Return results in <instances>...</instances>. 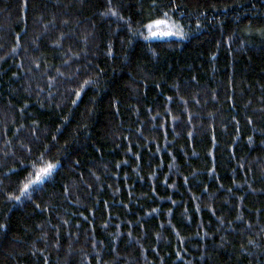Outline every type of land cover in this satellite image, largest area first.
I'll return each mask as SVG.
<instances>
[{"label": "trees", "instance_id": "1", "mask_svg": "<svg viewBox=\"0 0 264 264\" xmlns=\"http://www.w3.org/2000/svg\"><path fill=\"white\" fill-rule=\"evenodd\" d=\"M0 264H264V0H0Z\"/></svg>", "mask_w": 264, "mask_h": 264}, {"label": "snow or ice", "instance_id": "2", "mask_svg": "<svg viewBox=\"0 0 264 264\" xmlns=\"http://www.w3.org/2000/svg\"><path fill=\"white\" fill-rule=\"evenodd\" d=\"M112 15H116L115 12H111ZM167 16V13L164 14ZM160 25H165L167 27L166 31H156L155 29L159 27ZM148 29L149 35L145 36L144 39L148 40L151 38H159L163 36H177L180 38L184 37V33L176 29L175 31L172 30V27L174 26H167V21L164 20H156L151 24H148L145 26ZM57 167L55 163H48L46 167H43L39 170L38 173H36L35 180H29L27 184L24 185L23 189L21 190V195H24L28 192L30 185H35L42 183L45 177L51 174V172ZM15 199L19 200L20 197H15Z\"/></svg>", "mask_w": 264, "mask_h": 264}]
</instances>
